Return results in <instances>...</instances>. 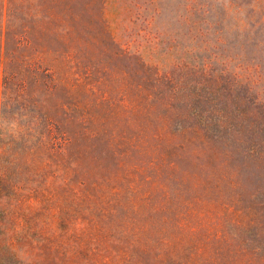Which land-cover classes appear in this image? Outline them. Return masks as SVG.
I'll return each mask as SVG.
<instances>
[{
    "label": "trees",
    "instance_id": "1",
    "mask_svg": "<svg viewBox=\"0 0 264 264\" xmlns=\"http://www.w3.org/2000/svg\"><path fill=\"white\" fill-rule=\"evenodd\" d=\"M106 4L0 0V264H264V213L196 171L223 110L122 48Z\"/></svg>",
    "mask_w": 264,
    "mask_h": 264
},
{
    "label": "rangeland",
    "instance_id": "2",
    "mask_svg": "<svg viewBox=\"0 0 264 264\" xmlns=\"http://www.w3.org/2000/svg\"><path fill=\"white\" fill-rule=\"evenodd\" d=\"M106 2L109 27L122 48L139 53L182 91L211 98L202 104L209 122L217 107L223 110L214 118L222 125L220 149L204 153L196 171L221 173L227 186L236 182L241 203L234 205H255L264 213V9L253 13L264 0ZM236 13L242 29L229 24ZM227 230L236 238L233 223Z\"/></svg>",
    "mask_w": 264,
    "mask_h": 264
}]
</instances>
